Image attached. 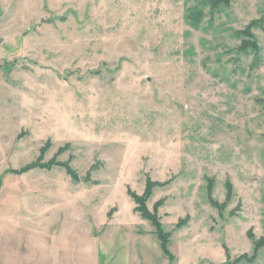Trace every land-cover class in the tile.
<instances>
[{"label": "rangeland", "instance_id": "obj_1", "mask_svg": "<svg viewBox=\"0 0 264 264\" xmlns=\"http://www.w3.org/2000/svg\"><path fill=\"white\" fill-rule=\"evenodd\" d=\"M209 1L0 0L6 264H98L117 232L147 264L130 194L169 235L154 264H264V0Z\"/></svg>", "mask_w": 264, "mask_h": 264}, {"label": "crops", "instance_id": "obj_2", "mask_svg": "<svg viewBox=\"0 0 264 264\" xmlns=\"http://www.w3.org/2000/svg\"><path fill=\"white\" fill-rule=\"evenodd\" d=\"M155 237L151 233H144L141 235L138 241V244L140 246V253L142 257L147 260V264H154L155 257L159 256L160 253L162 254L157 236L155 235ZM100 243L101 245H99V250H98L100 258L98 264H101L100 263L101 258H103V261H105L107 258L109 259L110 257H111L109 261L110 263L115 261L117 264H129L128 260H129L130 250L128 249L127 246V240L124 239V237L119 232L111 236V239L109 241L105 240V241H101ZM119 246L120 248L118 250ZM66 247H67V242L61 243L59 247L56 246L54 243L51 246L50 245L46 246V249L41 247L43 250V257L46 252L47 254L46 257H44V259L50 260L49 264H61L60 261H63L64 259L57 257L56 254L58 252H62L63 248ZM91 248H93V244ZM9 254L10 253L8 252V256ZM93 254H95L94 250H93ZM8 256L4 255L2 257L0 253V258H3L4 263L7 260ZM27 257H28V252H26V248H23L22 251L19 252L18 254L19 264H28ZM65 262L74 263V257L66 258ZM93 262L96 264V260H93ZM38 264H43V261H39Z\"/></svg>", "mask_w": 264, "mask_h": 264}, {"label": "trees", "instance_id": "obj_3", "mask_svg": "<svg viewBox=\"0 0 264 264\" xmlns=\"http://www.w3.org/2000/svg\"><path fill=\"white\" fill-rule=\"evenodd\" d=\"M232 0H211L209 1L210 7L212 9L217 8L219 5H224V6H228L229 3ZM186 18L188 19V21L191 23V25H193L194 27L198 25L199 20L201 18V12L198 10H191L188 14H186ZM254 24H249L243 31H241L240 33L243 35V41H244V49L250 48L252 49L254 52L258 53L259 51V46L257 45V42L255 41V39L253 38V34L250 32V28L253 26ZM246 37V38H245ZM72 172V174L74 175L73 171H69ZM74 177L76 178V175H74ZM152 188V186H151ZM131 198L134 200V202L136 203V206L134 208V211H136V213L144 220H146L152 227H153V233L157 236V239L159 241V246L161 248L162 254L164 256H166L167 258L171 257V252L168 248V244H169V235L167 236V234L165 232H163V228L161 226V222L158 218V216L156 215L155 210L151 211L149 210L146 206H145V198L144 197H138L135 196L133 194H130ZM262 247V245H260L259 243H254V250H253V255L256 256V253L258 251V249H260ZM245 259H250L248 258L247 255H243L240 259H237L236 261H234V264L240 262L241 260H245Z\"/></svg>", "mask_w": 264, "mask_h": 264}]
</instances>
